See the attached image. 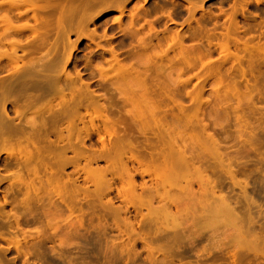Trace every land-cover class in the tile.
<instances>
[{"label": "rangeland", "instance_id": "374dc122", "mask_svg": "<svg viewBox=\"0 0 264 264\" xmlns=\"http://www.w3.org/2000/svg\"><path fill=\"white\" fill-rule=\"evenodd\" d=\"M7 1L19 3V0ZM85 1L88 0L36 1L38 9L35 11V16L46 22L41 28L47 32L48 43L50 44L64 35L60 34L57 27V20H60L59 15H63L64 29L69 30V42H76V49L71 52L70 60L65 67L66 70L71 74L79 73L82 81L89 83L90 89L97 93L96 98L106 88L104 93L107 91V96H111V98L113 96L112 99L115 98L118 104L121 102L119 96L117 94V97L114 96L116 92L111 86H108L113 83H110L112 79H115L112 81L117 82L126 77L123 68L120 67L124 73L118 69L120 65L117 64L126 62L125 64L128 65L132 61L131 63L136 66L137 70L140 71L139 73L143 72L140 76L138 75V79L142 81L144 79L146 84L152 83L155 78L153 84L159 83L160 87L156 84H148L154 89L153 98L158 97V99L154 98L155 100L157 99L159 103L161 100L165 102L164 104L170 103L167 100L169 97L162 96L164 89L168 91H164L168 96H175L171 98L175 103L166 104L168 105L167 108L161 104L164 109L177 104L178 101V104L183 107L182 111L184 109L185 117L190 119L191 125L192 123L193 125L196 124L198 134L197 132L194 133L198 136L202 132L199 135L203 137L200 138L201 140H207V136H213L222 151L228 152L230 156H237L232 164L237 170L236 180L238 182L241 180L238 185L243 187V184L246 183L245 196L253 199V205L256 204L252 205V209L248 211L247 209L250 207L248 208L247 205L251 206L250 199L247 198L249 201L247 203V200L244 199L245 196H242V190L238 189L239 186L231 185L232 182L225 175L223 177L221 175V182L223 181L221 194L229 195L228 198L232 201V206L240 218L246 219L249 215L254 218L257 222L256 230L264 234L262 230V227L264 228V0H193V3L190 1V6L192 4L194 8L195 4L198 6L195 8V12H191L190 6L188 7L189 4L187 5L182 0H129L125 4L120 22L115 21L120 15L115 4L107 7L94 6V9L86 7L87 9L84 10L82 6ZM62 6L64 7L63 14H60L59 10ZM76 6L79 7H77L79 17L76 14ZM136 8H138L136 13L139 17L135 19L134 26H132L133 24L130 25V14L134 13ZM25 9L23 5L18 10L12 9L9 16L14 15L10 14L12 12L15 15L18 12L23 13ZM98 9L101 11L96 14ZM3 12H0V18L3 16ZM189 13H194L191 14L193 19ZM32 14V11H28L26 16L22 15L13 19V24L33 25ZM80 18L82 22L87 23L86 25L81 22V27L85 28L84 25H86V37L88 38L83 35L78 37L81 33H79L80 25L77 26L79 23L77 19ZM129 25L135 28H131ZM67 26H70L69 29ZM152 26L154 29L150 31ZM137 28L138 30L135 32ZM0 33H2L1 28ZM5 37L25 40L27 33L21 36L14 33ZM137 37L138 41L135 40ZM89 38L92 40L90 41ZM144 42L151 45L147 44L146 50H143L144 48L139 49L137 45ZM64 47L67 45L61 44L60 50L58 49L61 52V55L59 52V55L57 54L60 59L63 58L64 50L65 53L66 49L70 50L69 47L63 50ZM46 48H40L36 54H25L20 51L18 54L22 56V62H26L31 57L40 58V56L45 55ZM110 49L116 51L118 58L123 62L121 61L116 65L115 63L111 64L109 62L111 58ZM0 50V78H2L7 77L8 70H11L10 67L12 68V66L7 64L9 57L7 53L10 51L6 47ZM154 54L160 55L161 58H155ZM147 58L150 59L148 60L149 63L146 62ZM137 64H141L139 67L142 66L143 68H138ZM149 64L152 67L151 70L154 69V73L151 70L150 72L144 71L148 70L145 67ZM99 67L105 70L109 67L108 71L102 70L103 74L107 75L101 74L102 76H100ZM145 72L149 74L144 76ZM122 75L123 77L119 79ZM108 77L111 79L109 80ZM149 77L152 78V81ZM171 85L175 87V91ZM163 87L165 88L163 89ZM170 87L172 88L171 93L174 92L172 96ZM155 88L159 91L162 88V92H158ZM160 96L165 97V99L163 98L164 101L163 99L159 100L162 98ZM48 98L51 97L48 96ZM191 99L193 101H190ZM54 101L57 102V98ZM54 101L53 103H55ZM44 102L45 99L37 102L26 113L29 114L38 109ZM13 107V104H7L9 117H15ZM164 109L163 113L165 112L166 115L163 114V116L166 117L160 119L162 114L160 116L158 114L156 119L159 118L161 121L164 118L170 119L172 112H169V109L164 111ZM171 109H175V113L179 115L175 107ZM168 112L169 114H167ZM62 122L59 121L56 125H62ZM152 124L153 121H148L147 127L157 132L159 126H156L157 129H153L152 127L155 125ZM199 124L202 129L199 128ZM76 125L78 128L81 127V124ZM191 125L188 124L189 130L186 129L187 132L185 131V133L188 134L191 131ZM53 129L55 131L56 127L54 126ZM74 129L76 130L74 136L71 135L73 138L79 139L85 136L84 129L81 128L83 133L79 131L80 128ZM150 129H147L146 133ZM63 134L68 135L65 132ZM99 135L104 139L105 144L109 143L108 132L100 128ZM148 135V138L152 136ZM89 138L92 144L87 140L86 146L90 144L92 146L90 149L93 148L97 151L96 148L99 149L101 146L97 142L96 135L90 132ZM52 139H55L53 135ZM84 151H87L86 155H90L88 152L91 150ZM237 153L240 157L236 155ZM239 153H245V155L243 154L242 157ZM70 155L68 153V156ZM121 158L114 156L108 163L104 161V164L102 160L90 167L89 165L88 167L84 166V162L80 160L79 163L77 162L78 165L75 164L77 165L75 171L80 168L81 162H83L82 167H85L83 171L81 169L79 170L80 173L72 171L76 176L79 175V178L74 174L69 176L70 171L74 170L72 165H70L71 167L68 165L63 171H60V175L55 179L47 177L48 175L44 177L45 173L43 172L42 186L36 184V187H41L37 190L38 195L30 194L28 210L24 212L20 206L17 209L10 205L4 207L7 218L5 215H3L5 218L0 217V232L3 238H0V264H248L249 261L250 264H264L263 254H259L258 257L255 254H253L255 256L252 255L253 257L246 254L242 259L237 255L235 258L237 260L239 258V260H235L237 261L235 262L231 254L228 253L230 248H228V244H230L228 241L231 239L226 233V236L224 233L221 234L220 231L223 229L220 228L226 227L230 218H228L229 220L226 219L227 223L223 222L225 221L223 217V220L219 221L220 223L223 222V225L220 228L217 227V231L223 237L220 236V242L214 241L212 243V246L215 243H220L222 246L223 243L225 245L227 242L225 245L227 247H222L227 252H224L225 250L221 247V251L219 249L221 255L228 253L226 256L219 255L218 246V248L215 247V251H212L208 241L203 240L202 243L198 240L199 244L197 241L195 243L196 238L192 234V236L187 237L188 239L185 234V237H183L184 235L181 236L182 238L180 235L177 237L175 232L181 228V232H178L177 235L179 233L182 235V229L185 225L182 224L183 228L180 227L178 216L172 218L171 215L173 216V214L166 215L164 211L161 213V209V212L157 209L159 213L152 211L154 209H149L146 198L140 196L139 188H136L135 191L132 190L121 174L120 168L123 161ZM6 161L10 160L4 155H0V168ZM214 166L218 172L217 165L214 164ZM104 167L116 174L113 175L114 179L110 186L103 184L105 182ZM1 173L6 177L0 185V190L4 191L8 187V181L13 178L3 170ZM22 173L26 175L25 172ZM39 174L41 175L42 172ZM106 178L109 176L106 175ZM242 180L245 182L243 183ZM140 182V177L136 176V185ZM14 187L11 194L15 197L14 201L20 203L24 197L25 188L24 186ZM11 197L12 195L10 199ZM10 199L8 200L11 202L12 199ZM2 201L0 199L1 203ZM153 206L156 207V203ZM15 211L19 215L21 213L19 228L13 220ZM254 215H258V218ZM219 222H215L217 224L215 225L214 221H206V224H210L211 228L202 224L199 227L206 226L204 229L209 231L213 227L216 228ZM232 222L230 221V224ZM213 223L215 226L212 227ZM225 237L228 238V241L221 239ZM189 239L190 243H195L194 246L189 245ZM211 242L209 241V243ZM263 243L261 246L259 243L260 251L264 249ZM234 247H231V252H234L237 247L240 249L239 246ZM204 248H208V252L211 251L212 253L210 255L208 252L205 253L207 250ZM238 248L237 252L235 251L237 254L241 250L238 251ZM201 249L205 252H202ZM249 256L252 259H249L251 258Z\"/></svg>", "mask_w": 264, "mask_h": 264}, {"label": "bare ground", "instance_id": "6f19581e", "mask_svg": "<svg viewBox=\"0 0 264 264\" xmlns=\"http://www.w3.org/2000/svg\"><path fill=\"white\" fill-rule=\"evenodd\" d=\"M36 1L37 0H19V3H15L5 0L0 2V12L4 11L2 14L3 16L0 18V28L2 29V33H0V49H4L6 47L10 51L7 53L9 55L7 64L12 66V68L10 67L11 70H8L7 77L0 78V155H4L10 160L4 162L3 167L0 168V185L6 179V177L1 173V170L7 174H10L13 178L8 181V187L4 191L0 190V199L3 200L2 203L0 202V217L5 218L6 215L4 212V207L6 205L13 206L15 209L20 206L24 212L28 210L30 194L34 193L33 195H38L37 190H39L41 188L40 186H42L43 172L45 173L44 177L48 175L47 177L55 179L60 175V171H63V169L68 167V165H72L74 166V170L70 171V176L75 172H79L80 169L83 171V168H85L82 167L83 162L84 166L86 165L88 167L89 165L90 167L92 164H98V162L102 160L104 164L105 162L108 163L114 156H119V158L122 157L121 160H123L120 168L121 174L132 190L135 191L136 188H139L141 192L140 196L146 198V204L148 205L149 209H154L152 211L156 213H159L162 210L161 213L164 211L166 215L173 214V216L171 215L172 218H176L177 216V219L180 218V227H182V224L185 226L184 228L182 227V235L181 233L177 235L178 232H181V228L178 230V232H175L177 237L179 235L181 237L185 234L187 238L192 234L193 237L196 238L194 241L195 243L196 241L198 242V240L201 242L203 240H205V242L208 241L207 243L210 245L209 248L212 247L211 250L215 251V247L218 246L219 248L217 247V250L219 252L220 247L221 249H223L222 247H227L225 246L227 245V242L225 245H223V240H227L228 238H221L223 239L221 240V243H223L222 246L220 243H218L219 245L216 243L220 242L221 234L224 233L225 235L226 233V235H228V237L231 239V241L227 240L228 243L234 244H231V246L228 244V248L230 247L228 253L231 254V256L234 258V261L237 260L235 258L237 255L240 257V259H242V257H244L246 254L251 256L255 254L257 257L259 254H263L262 256H264V249L262 248L263 250L260 251V246L264 242V234L256 230L257 222L250 215L246 219L240 218L237 215L234 206H232V201L230 198H228L229 195H223V193L221 194V187L223 186V181L221 182V175L222 177L225 175L232 182L231 185H234L235 187L239 186L238 189L240 191L242 190V196H245L244 190L246 189V183L243 184L244 187L242 185V187L238 185L240 184L239 182L241 180L239 182L236 180L237 170L232 165L237 156H230L228 152L222 151L220 145H218L219 143H216V140L213 136H207V140H201L200 138L203 137L199 135H201L202 132L198 135V137L197 127L195 126L196 124L193 125L192 123L191 125L190 119L188 120L187 116L185 117L183 113L184 109L182 111L183 107H181V104H178V101L177 104H173L172 106L170 105L171 107L168 108L169 112H172L170 119L164 118V122L161 121L160 119H162V117H166V113H163L164 108L161 106V104H164L165 102H162L161 100V103H159V101H157L158 97H154L157 98L156 100L153 98L154 89L152 86L148 85L151 83L148 81L150 77L149 79L146 78L147 81L150 82H147L148 84H146L144 79L143 81L138 79V75L140 76V74L143 72L139 73L140 71H138L136 66L131 63L132 61L130 62L131 64L128 63V65L125 64L126 62L123 64L119 63L121 61L123 62V60L120 61L116 51H111L112 48L109 51V55L111 56L109 62L111 64L115 63V65L119 63L117 64L120 65L118 69L123 68L125 73L122 69V71H120L126 74V77H123V74L119 79L122 77L123 78L117 82L112 81L115 80L112 79L110 83H113H111V85L109 84L108 86H111L113 91L116 92L114 96L117 94L121 102L119 101L120 103L118 104L116 102L117 100L115 101V98L112 99L113 96L112 98L111 96H107L108 92L106 91V93H104L106 88H104L102 94L96 98L97 93L90 89L89 83L82 81L81 75L79 73L71 74L65 68L70 60L71 52L76 49V42H69V30L66 31V29H64L65 25L63 24V15H59L60 20H57V27L60 31V34L64 35L60 39L58 38L49 44L46 38L47 32L43 31V28H41L46 22H44L43 19L35 16V11L38 9ZM88 1L83 3L84 5L82 8H84V10L87 9L86 7H107L111 4H115L120 13L115 21L120 22L125 9V4L129 0ZM182 1H185L187 5L189 4V7L191 4L190 1L192 2L193 0ZM22 5L26 8L25 12H18L16 14L18 17L13 12L10 14L14 15L9 16V12L12 9L18 10ZM192 5L189 7V10L191 12H195V8L198 6L195 4L194 8ZM77 7L78 6H76V9ZM63 9L64 7L62 6L59 10L60 14L63 12ZM137 10L138 8L134 9L135 12L130 14V25H132L133 22H135V19L139 17L136 13ZM28 11L33 12L31 16L34 22L33 25H28L26 23L23 25L13 24V19L19 18L22 15L26 16ZM100 11L101 9H98L96 14H98ZM78 13L79 9H77L76 14ZM82 14H85V12H82ZM191 14L189 13V16ZM191 19H193V16ZM77 20H79L77 26L80 25L79 33H81H78V28L76 26L77 35L79 34L78 37L83 35L85 38H88L86 37L87 23L82 22L81 18ZM81 22L82 24H86L84 25L85 28L81 27ZM171 22L173 21L171 20ZM39 25H41L40 30ZM130 25L129 27H131ZM132 26H134V24ZM69 27L67 26L68 29ZM151 28L152 30L150 29V31H153V26ZM137 30L138 28L135 32H137ZM83 32L86 34L84 35ZM14 33L18 34V36L27 33V37L25 40H21L20 38L8 39L5 37L11 36ZM89 39L90 41L92 40L91 38ZM137 39L138 37L135 40ZM144 43H140L141 46L139 44L137 47L139 49L144 48L143 50H146L148 47L146 45L148 43ZM61 44L63 46L67 45L70 50L66 49L65 53L64 49L67 47H64L63 50L65 57L63 55V58L60 59L58 58L60 57L58 55L61 52L58 51V49L60 50ZM43 47H49L48 50L46 48V53L48 52V54L45 53V55L40 56V58L31 57L26 62H22L23 58L20 56V54H18L19 51L25 54H36L38 53L39 49ZM155 58L160 59L161 57L157 54L155 55ZM148 60L150 59L147 58L146 62L149 63ZM139 65L138 68H143L142 66L139 67ZM149 65L146 66L148 68L145 67V69L148 70L144 71L150 72L152 67L151 65L149 67ZM111 66L109 67L112 68ZM108 68L106 69L107 71ZM103 69L104 68H98L100 76L104 75L103 71H106ZM151 71L154 73V69ZM146 72L144 76L149 74ZM108 78L109 80L111 79L110 77ZM154 80H151V85L156 84L158 87H160L159 83L153 84ZM105 81L108 80L105 79ZM171 87L174 86L171 85ZM164 88L165 87H163V89ZM155 89L157 90V88ZM161 89L162 88H160V91H157L161 93ZM171 90L172 88L170 89V94L172 96V93L174 92L171 93ZM173 90L175 91V87ZM164 91L168 92L166 89H164ZM164 91L163 95H161L169 97L170 99L167 97L166 98L168 101H170V103H175V101H172L173 99L171 100L174 95L170 97V95L168 96ZM48 96L51 98H48ZM165 97L159 98V100L163 98L165 99ZM55 98H57V102L54 101ZM44 99L45 102L41 107L31 111L29 114L26 113L28 109L33 107L37 102ZM53 101L55 103H53ZM190 101L193 100L191 99ZM9 103L14 105L13 110L15 117H9L8 115L7 104ZM166 104L164 105L167 108L169 104ZM174 107L178 111L176 112L179 113V115L175 113V109H171ZM168 109H164V111ZM169 112L167 114H169ZM161 114V118L156 119V116H160ZM163 114L165 115L163 116ZM147 120L149 122L153 121V124L155 125V127H152L153 129H157L159 126L157 132L152 131L147 127ZM59 121H63V124L56 125ZM76 124H81V127H79L80 129ZM188 124L191 125V131H189L187 134L185 131L187 132L186 129L189 130ZM54 126L56 127L55 131L53 129ZM74 128L79 129V131H81V128L84 129L85 136H82V138L80 137L79 139L74 137V139L73 134L75 133L74 131H76ZM100 128L108 132L110 137L108 144H105L104 139L99 135ZM199 128L202 129V126L200 125ZM147 129H150L151 131L150 132L148 130L149 135H152L153 132H155L151 136L152 138L147 134L148 131L146 133ZM71 131H73L72 134H70ZM64 132L68 135L65 134V136L63 134ZM90 132L96 135L97 142H99V146H101L99 148L100 150L96 148V151L92 148L94 150L93 152L92 149H90L92 147L90 145L92 143L90 142L89 138ZM194 132H197V134ZM53 133L56 134V136H54ZM81 133L83 132L81 131ZM52 135L55 137V139H52ZM87 140L90 142L88 146H86ZM84 150H91L92 153H90V151L88 152L90 155H86L87 151ZM68 153L71 155L68 156ZM239 154L241 156L243 154L245 155V153ZM236 155H238V153ZM80 160L83 161L81 162L82 165L79 166L80 168L78 167L79 169L77 171H75V168L79 163L78 161ZM239 161L238 164L240 165L241 159ZM76 163L77 165H75ZM213 163L217 165L218 172ZM104 168L101 169L104 170ZM98 170L101 171L100 169ZM22 172H25L26 175H24ZM40 172H42L41 175L39 174ZM104 172L105 182L103 184L105 186H110V183L114 179L113 175L116 174L112 170L109 171L107 167L105 168ZM106 175H108L109 178H106ZM136 176H139L141 180V182L137 185L135 183ZM76 177L79 178V175ZM244 182L245 181H243V183ZM36 184H39L40 186L36 187ZM14 186L18 188L24 186L25 188L24 197L21 199L20 203H16L14 201V195L11 194L12 188ZM11 195L12 201L10 202L8 199H10ZM247 198L248 197L245 196L244 199L247 200ZM248 199L251 201V206L247 205L248 208L250 207L247 209L249 211L252 209L251 207L253 205V199L251 200L250 197ZM246 202L249 203L248 200ZM154 203H156V207L153 206ZM157 209L159 212H157ZM258 211L260 212V209H258ZM20 216L21 213L20 215L16 211L13 213L14 223L18 228L20 227ZM222 217L225 220L223 222L229 220L228 218H230V221H233L231 224L230 221H227V226L224 223L226 227H223L225 229L223 227L220 228V226L223 225V222H219L220 220H223ZM254 217L258 218V215H254ZM206 221H214V223L219 222V224L216 226V228H214L213 223V228L211 230L206 228L209 230L206 231L204 229L206 226H203V228L199 227L201 224L208 225L206 224ZM216 223L215 225H217ZM209 225L207 227L211 228V225L210 227ZM228 225H230L229 228ZM217 227H219L221 230L223 229L220 231L221 234L217 231ZM201 229L204 230L201 231ZM262 230L264 231L263 227ZM1 235L2 234L0 232V238L3 239ZM185 235L183 237H185ZM209 241L212 242L209 243ZM214 241H216V243L213 245V247L212 243ZM16 242L14 243L15 246ZM258 242L260 243V246ZM188 243H190V239L188 240ZM195 243L193 244L195 245ZM193 244L190 243L189 245ZM232 246H239L241 250L238 247L237 248L238 251L240 250V253H236L237 248L235 249L236 252H231ZM234 248L232 249L234 250ZM204 249L207 251H202L203 249H201V251L207 253L208 248ZM223 250H225V248ZM224 252L227 251L225 250ZM210 253L212 252L209 251L208 254L210 255ZM228 253L226 255H228ZM219 255L226 256L225 253H222V255L220 253ZM252 257L249 259H252ZM248 264H250V261Z\"/></svg>", "mask_w": 264, "mask_h": 264}]
</instances>
